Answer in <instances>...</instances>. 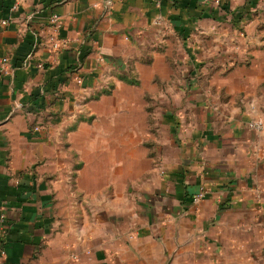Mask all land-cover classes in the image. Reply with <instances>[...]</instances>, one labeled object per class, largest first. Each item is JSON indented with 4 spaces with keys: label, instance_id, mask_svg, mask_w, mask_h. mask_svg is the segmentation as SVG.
I'll list each match as a JSON object with an SVG mask.
<instances>
[{
    "label": "crops",
    "instance_id": "crops-1",
    "mask_svg": "<svg viewBox=\"0 0 264 264\" xmlns=\"http://www.w3.org/2000/svg\"><path fill=\"white\" fill-rule=\"evenodd\" d=\"M0 21V264H264V0H0ZM156 76L154 168L119 120Z\"/></svg>",
    "mask_w": 264,
    "mask_h": 264
},
{
    "label": "rangeland",
    "instance_id": "rangeland-1",
    "mask_svg": "<svg viewBox=\"0 0 264 264\" xmlns=\"http://www.w3.org/2000/svg\"><path fill=\"white\" fill-rule=\"evenodd\" d=\"M217 2V1H216ZM231 5V4H230ZM244 8L242 12L245 11L246 8H249V12L255 11L252 10L253 8L247 7V5H240L238 7H235L233 9L237 10L239 8ZM163 30H165L167 33L166 35H173V28L172 26L167 28L165 26H162ZM243 35H240L241 37H244L245 33L242 32ZM171 37V36H170ZM173 69L175 70V66H173ZM129 77L135 76V74L129 69L128 71ZM160 77L156 76L152 82L151 89L147 90L144 93L143 99L136 100L135 109H134V116L130 115L128 117L123 112H120V120L121 126L120 127H127L124 125V123H127V118H129V123L132 124V127H136L137 130V139L141 140V144L136 147L137 151V157H144V155L140 156L144 152L145 157L147 161H151L152 166L154 168H157V160L156 154L159 150L158 143L161 140V134L163 131V96L159 95V92L163 91V84L161 81H159ZM137 89V88H136ZM141 91V87H138L135 91ZM158 90V91H157ZM131 92V91H130ZM125 93V91H124ZM133 93H135L133 91ZM139 94V93H137ZM157 148H156V147ZM106 150V149H104ZM72 156L75 158L78 157L77 153L73 152ZM142 167H148L147 163L141 162ZM140 181V180H138Z\"/></svg>",
    "mask_w": 264,
    "mask_h": 264
},
{
    "label": "built area",
    "instance_id": "built-area-1",
    "mask_svg": "<svg viewBox=\"0 0 264 264\" xmlns=\"http://www.w3.org/2000/svg\"><path fill=\"white\" fill-rule=\"evenodd\" d=\"M114 0H105V7L106 9H110L111 6L113 5ZM95 7H97V5H95ZM50 22L53 25V49L55 51L59 50V48L61 47V44L59 43L58 38L56 37L57 35V31L60 28V21H59V16L57 14H54L51 16L50 18ZM155 23L160 25V26H165L167 28L171 27L170 23L165 20L162 17H157L155 19ZM7 21H0V26L1 25H6ZM8 62V58H4L2 60V63H7ZM76 81L78 83H82L83 82V77L76 75ZM246 127H248L251 130L257 131V132H262L264 130V119L261 117H257V118H251L246 122ZM36 130H38V128L36 127ZM208 193V189L206 187H203L200 189V191L194 196V200L198 201L202 198H204L206 196V194ZM256 193L258 194V191H256Z\"/></svg>",
    "mask_w": 264,
    "mask_h": 264
}]
</instances>
